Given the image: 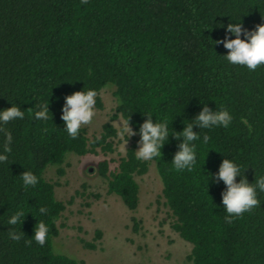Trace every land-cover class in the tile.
Listing matches in <instances>:
<instances>
[{
    "label": "trees",
    "instance_id": "1",
    "mask_svg": "<svg viewBox=\"0 0 264 264\" xmlns=\"http://www.w3.org/2000/svg\"><path fill=\"white\" fill-rule=\"evenodd\" d=\"M239 18L249 31L264 25V0H89L87 5L80 0H0V110L10 108L11 101L25 112L23 120L4 125L12 135V151L0 163V264H84L54 251L65 203L44 173L52 165L64 174L70 153L113 151L117 129L111 120L92 139L84 128L71 139L61 120L65 98L77 91L96 90V107L103 108L99 92L108 84L116 87L118 100L111 119L129 120L138 140L145 114H152L153 123L168 118L170 135L153 161L173 228L193 246L192 264H264V193L257 188L259 205L229 224L222 206L226 185L211 180L226 158L241 166L249 183L264 175V66L249 71L231 65L223 58L229 50L215 44L235 38L226 29ZM43 101H49L52 113L46 122L33 116ZM205 106L227 109L232 123L227 129L194 126L201 140L210 137L209 143L196 142L193 171L176 172L171 161L183 138L174 133ZM5 142L0 131V151ZM136 150L132 143L113 171L107 159L97 165L108 179V192L130 210L140 201L136 176L149 169L148 161L135 159ZM25 171L39 178L37 186H23ZM41 206L47 215L39 214ZM19 209L26 213L23 222L7 225ZM40 220L49 227L46 244H26ZM10 227L22 234L20 241L9 238Z\"/></svg>",
    "mask_w": 264,
    "mask_h": 264
},
{
    "label": "rangeland",
    "instance_id": "2",
    "mask_svg": "<svg viewBox=\"0 0 264 264\" xmlns=\"http://www.w3.org/2000/svg\"><path fill=\"white\" fill-rule=\"evenodd\" d=\"M115 88L108 84L99 92L103 108L96 107L92 123L82 126L92 139L111 120L117 129V136L112 139L113 151L98 149L97 153L84 156L70 153L62 165L64 174H58V167L52 165L44 173L55 184L57 199L65 203L57 221L59 234L54 239V251L84 264H192L188 255L193 246L173 228L155 161H148L147 173L136 176L140 186L136 210H130L120 196L108 192V179L97 170L103 159L109 160L110 170H115L127 148L136 143L138 150L140 141L137 134L128 140L118 134L125 120L119 115L111 119L118 105ZM134 218L139 222L137 228ZM98 230L101 236L97 238ZM86 242L96 247L88 248Z\"/></svg>",
    "mask_w": 264,
    "mask_h": 264
},
{
    "label": "clouds",
    "instance_id": "3",
    "mask_svg": "<svg viewBox=\"0 0 264 264\" xmlns=\"http://www.w3.org/2000/svg\"><path fill=\"white\" fill-rule=\"evenodd\" d=\"M81 5H87L89 0H80ZM235 23H228L227 32L232 34L234 39H225L215 41L223 43L228 49L227 55L223 56L231 65H238L247 68L249 71L256 70L259 66H264V25H257L255 30L249 31L243 27L239 19H231ZM223 26V25H222ZM243 37V38H241ZM97 91L94 89L77 91L65 98L62 108L61 120L64 123L63 131L71 139H76L82 126L92 123L96 116ZM10 108L0 110V131L5 132V145L0 151V163L6 162L11 154L12 135L4 129V125L11 121L25 118V112L16 103ZM49 101L39 103L38 108L34 110L33 116L36 120L48 121L50 119ZM52 114V113H51ZM148 119L142 125H139V134L141 140L138 141V150L134 151L135 159L139 161H152L161 156V150L170 135L168 118L157 119L153 123L152 114H145ZM233 120L232 114L227 109L217 111L210 110L207 106L196 116L194 120L186 123L182 132L174 133L177 138L182 137L183 141L179 144V151L174 155L171 165L176 172L193 171L197 165V141L207 145L210 137L203 135L202 140L198 133L193 131L196 126L200 129L229 128ZM247 123V121H244ZM119 136L128 140L136 132L130 127L129 120L120 124ZM99 139V137H97ZM125 147V145H124ZM208 154V153H207ZM237 177H241L237 182ZM23 186L25 188L35 187L39 183V178L31 171H25L21 175ZM212 179L222 180L226 185V190L222 193V206L225 210L224 220L226 223H232L234 219L240 217L245 212H250L258 206L260 201L257 198V188L264 193V175L255 177L254 183H249L241 175V166L233 159H224L220 168ZM209 184V181L207 182ZM39 214L47 215L48 209L41 206L38 209ZM26 213L23 209L17 210L7 218V225L15 226L22 223ZM9 238L13 241H20L22 234L15 232L12 227L8 231ZM49 227L43 220L38 221L34 229V235L31 239L25 241L31 245L34 241L43 247L48 239Z\"/></svg>",
    "mask_w": 264,
    "mask_h": 264
},
{
    "label": "water",
    "instance_id": "4",
    "mask_svg": "<svg viewBox=\"0 0 264 264\" xmlns=\"http://www.w3.org/2000/svg\"><path fill=\"white\" fill-rule=\"evenodd\" d=\"M89 171H92V168H90Z\"/></svg>",
    "mask_w": 264,
    "mask_h": 264
}]
</instances>
